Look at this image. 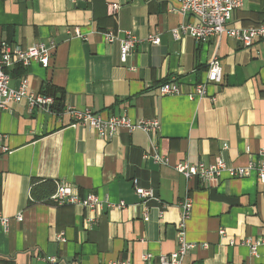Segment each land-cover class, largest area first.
Segmentation results:
<instances>
[{"label": "crops", "instance_id": "1", "mask_svg": "<svg viewBox=\"0 0 264 264\" xmlns=\"http://www.w3.org/2000/svg\"><path fill=\"white\" fill-rule=\"evenodd\" d=\"M113 4L119 8L110 14ZM177 6L178 0H0V44L26 49L57 43L49 68L34 63L24 73L11 72L14 88L25 75L31 92L41 93L47 84L61 90L65 107L161 123L157 134L121 130L107 141L92 129L74 127L65 113L31 110L26 102L0 110V212L9 218L7 228L0 227V264H50L51 258H58L55 264H158V256L177 250L178 204L187 195L193 209L186 241L193 247L185 264H264V245L258 256L242 245L247 239L264 242V184L256 174L201 184L173 169L179 162L212 164L219 158L242 167L260 158L264 40L245 48L228 36L203 46L189 35L176 39L172 30L195 22ZM263 21L264 0H244L231 25ZM74 27L85 38L70 37L67 30ZM107 31L140 39L159 34L162 44L143 41L122 63L119 43H108ZM215 56L222 85L190 100L185 93L205 80ZM170 80L183 94L158 93ZM151 142L169 165L144 158ZM58 184L125 207L106 209L88 224L90 214L82 206L51 204ZM136 187L153 190L157 200L143 201ZM146 253L154 256L151 262L143 260Z\"/></svg>", "mask_w": 264, "mask_h": 264}, {"label": "built area", "instance_id": "2", "mask_svg": "<svg viewBox=\"0 0 264 264\" xmlns=\"http://www.w3.org/2000/svg\"><path fill=\"white\" fill-rule=\"evenodd\" d=\"M244 0H178L177 11L185 18H192L195 22H184L174 30L172 35L179 38L181 35H189L196 44L203 46L213 38H222L228 36L239 42L245 48H251L254 44L264 40V21L258 25L247 27H234L231 25L233 14L243 5ZM118 5H110L109 13H116ZM67 33L70 37L83 39L78 27L69 28ZM108 43H119L120 58L122 63H126L130 54L135 50L138 44L144 42L153 46L160 47L162 38L159 34H149L145 39H140L131 32H125L123 37H118L111 31L104 33ZM57 49V43L53 40L48 42H39L26 49L15 44L2 42L0 44V110L6 111L11 104L25 103L29 109H41L47 112L57 114L52 110L55 105V98L45 96L42 93L29 91V82L26 76L20 78L17 88L12 86L11 72L18 68H29L36 63L43 68H49L51 60ZM224 80L223 68L217 56L209 62L206 71V78L203 82L196 84L185 95L190 100H201L208 96L209 86H221ZM160 95H181L182 88L175 80H170L159 86L157 89ZM214 100V98H211ZM68 114L72 120V125L82 126L94 130L97 135L107 141L113 139L116 134L124 130L128 133L140 130L147 136L157 134L161 130V123L158 119H147L133 122L127 116H110L104 118L90 110H79L73 106H66L61 114ZM151 152L145 153V159H151L155 164L167 166L169 159L160 152V147L155 142H151ZM226 146H224V149ZM260 158L249 162L246 166L234 167L228 165L222 158L217 159L212 164H206L201 161L198 164H191L187 161L179 162L173 166V169L182 175L186 180L196 179L201 184H211L218 182L223 175L229 178H244L256 174L260 183L264 184V149L260 152ZM56 192L51 196L50 202L56 207L65 205H80L89 212L86 217L88 224L97 222V216L106 209L124 208L125 204H113L107 198L99 197L94 193L81 197L72 187L65 184H58ZM135 193L143 201L157 200L153 190L136 187ZM181 219L177 225V250L168 255L157 257L158 264H185L184 259L193 247L186 241V225L190 220L193 209V199L187 195L179 204ZM18 222L23 220L22 216L16 217ZM9 218L0 212V227L7 228ZM223 235L224 231H220ZM60 242H64L63 233L58 236ZM235 242H231L234 245ZM242 245L250 248L252 255L258 256V249L264 245L263 241L244 240ZM58 258L49 259L50 264H55ZM154 256L150 253L143 255L145 262H151ZM112 264H129L128 262H114Z\"/></svg>", "mask_w": 264, "mask_h": 264}, {"label": "trees", "instance_id": "3", "mask_svg": "<svg viewBox=\"0 0 264 264\" xmlns=\"http://www.w3.org/2000/svg\"><path fill=\"white\" fill-rule=\"evenodd\" d=\"M260 23H263V22H260ZM258 24H255V25H258ZM16 70H20V72H23L25 69L18 67L16 68ZM41 93L45 96H52L55 98V105L52 108V110L55 111V113L61 114L63 112L65 108V95L61 90H59L58 88L52 85L47 84L46 86H44V88H42Z\"/></svg>", "mask_w": 264, "mask_h": 264}]
</instances>
